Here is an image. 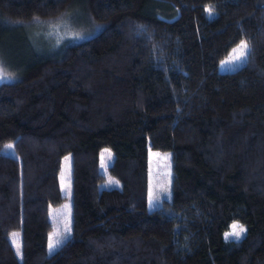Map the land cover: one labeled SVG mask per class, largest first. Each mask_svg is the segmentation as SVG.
<instances>
[{"label":"trees","instance_id":"trees-1","mask_svg":"<svg viewBox=\"0 0 264 264\" xmlns=\"http://www.w3.org/2000/svg\"><path fill=\"white\" fill-rule=\"evenodd\" d=\"M71 7L98 29L0 82V264H255L264 241V0H0V42ZM241 39L244 61L218 71ZM148 146L169 151L172 169L169 197L152 208ZM102 147L113 153L105 171ZM66 153L70 231L47 252ZM106 175L118 185L104 186ZM234 221L239 237L225 235ZM213 225L219 236L209 243Z\"/></svg>","mask_w":264,"mask_h":264},{"label":"rangeland","instance_id":"rangeland-1","mask_svg":"<svg viewBox=\"0 0 264 264\" xmlns=\"http://www.w3.org/2000/svg\"><path fill=\"white\" fill-rule=\"evenodd\" d=\"M86 14V12H85ZM83 14L78 8H69L60 15L49 20H35L29 23V26H22V34L12 31L6 35L0 42V82L10 81L18 77L22 72L21 67L25 66L28 60L33 56L41 55L45 52L55 51L59 44L64 40L78 39L89 35L98 29V25L91 22L90 17ZM242 44H246L245 55L239 60L234 59L238 54L236 50ZM248 49V43L245 39L239 40L231 46L228 53L218 61L217 70L226 71L239 66L245 59ZM232 61V63H226ZM4 151L11 152L10 144ZM112 151L109 147H102L98 153V166L101 171H105L107 164L112 159ZM147 190H146V208H152L159 204L160 199L169 197L170 185L172 180L171 157L169 151H157L147 147ZM71 160L70 154L66 153L61 157L60 170L58 174V183L62 200L57 205L49 206L47 217L51 222V229L47 236L45 249L50 252L49 237L58 232L59 241H63L69 234L71 223V185H70ZM104 186L118 185V181L113 177L106 175ZM233 225L242 226L237 221L230 224L225 235L232 233ZM214 229V230H213ZM244 229V227H243ZM238 230V229H237ZM11 232L9 240L17 254L18 234ZM219 236L216 225L212 226L208 236L209 243ZM232 236V235H229ZM235 237V236H233ZM221 238V236H220ZM212 241V242H211ZM58 245V244H57ZM18 255V254H17ZM255 264H264V241L257 249Z\"/></svg>","mask_w":264,"mask_h":264},{"label":"snow or ice","instance_id":"snow-or-ice-1","mask_svg":"<svg viewBox=\"0 0 264 264\" xmlns=\"http://www.w3.org/2000/svg\"><path fill=\"white\" fill-rule=\"evenodd\" d=\"M246 48H247V45L246 44H242L240 46V48L238 50H236L238 54L235 56L234 59L239 60L242 56H244ZM226 63L230 64V63H232V61H228ZM232 228H233V231L229 235H232V236H235V237H239L241 235V233L244 231L242 226L233 225ZM16 235L17 234H14V236H16ZM58 235H59L58 232L57 233H53L52 235H50V237H49V241H50L49 242V248H50V250L54 249L57 246V244L60 243L59 239L55 238V237H58ZM17 254L18 255L20 254L19 245H17Z\"/></svg>","mask_w":264,"mask_h":264}]
</instances>
